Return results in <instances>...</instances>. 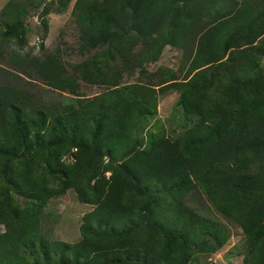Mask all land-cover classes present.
<instances>
[{"label": "trees", "instance_id": "1", "mask_svg": "<svg viewBox=\"0 0 264 264\" xmlns=\"http://www.w3.org/2000/svg\"><path fill=\"white\" fill-rule=\"evenodd\" d=\"M41 1L0 7V64L10 39L23 43L13 35L26 7ZM40 13L43 37L44 5ZM70 15L77 49L95 50L91 57L68 70L55 48L29 58L10 52L8 68L0 65V264H189L199 232L216 246L224 242L218 225L181 202L197 180L241 228L244 264H264V163L245 169L264 162V72L252 74L264 58V0H74ZM190 41L196 50L186 80L164 84L171 79L160 74L156 84L162 92L180 90L182 105L200 121L173 140L152 134L145 150L130 132L149 113L146 101L74 109L47 103L30 88V79L72 95L79 94L78 80L116 86L122 72L143 71L165 45ZM102 44L104 61L96 51ZM65 155L73 161L62 162ZM68 189L92 205L81 215L80 238L46 240L39 213ZM165 194L167 215H159L158 196Z\"/></svg>", "mask_w": 264, "mask_h": 264}, {"label": "rangeland", "instance_id": "2", "mask_svg": "<svg viewBox=\"0 0 264 264\" xmlns=\"http://www.w3.org/2000/svg\"><path fill=\"white\" fill-rule=\"evenodd\" d=\"M14 1L18 0H0V7ZM46 1L42 0L37 6L28 5L26 7L23 13V26L13 35V37L21 36L23 43L18 45L16 43L17 38L10 39L4 47L6 55L1 60L2 64L0 65L8 68L10 52H16L29 58L30 56H42L44 52L56 48L60 52L62 62L69 70V63H77L95 53V50L81 53L77 49L78 26L74 17L70 15L74 0H64L60 5L56 3L46 4ZM43 5L45 6V18L48 26L45 35L42 37L43 16L40 11ZM104 47L102 44L96 48L101 61H104L105 58L104 55H101L104 53ZM131 49L137 52L139 43L133 45ZM162 49L155 61L144 64L143 71H139V68L135 67L133 72H122L120 83L116 86H95L78 80L80 83L79 94L72 95L53 89L38 79H30V88L47 103L61 104V106L70 104L74 109L81 106L95 107L98 103L115 105L134 99L146 101L149 106V113L139 115L130 132L136 147L145 150L149 146L152 134L160 133L166 139L173 140L200 121V117L195 112H188L182 105L180 90H177L176 87H168L162 92L160 90L161 85L156 84L160 74H162L160 78L163 81L171 79L164 84L186 80L184 72L195 53V41H190L185 48L165 45ZM260 72H264L263 58L259 59V63L252 74ZM21 77L28 80L23 75ZM149 79H151L152 85L147 84ZM62 160L64 163H70L73 161V157L65 155ZM263 163L254 161L248 164L245 169L249 168L251 171H256V169L261 168ZM108 175L109 171L104 172L105 177ZM51 185L59 187L56 181L51 182ZM75 194L73 189H68L64 194L53 195L46 201L39 213V234L44 239L64 241L70 244L79 240L78 228L81 224V215L90 210L92 205L78 202ZM169 196L166 194L158 196L160 208L157 206V214L163 215L167 212L165 202L170 199ZM17 202L22 205L25 199L17 197ZM181 202L196 215L198 214L203 219L218 225L224 236V242L216 246L215 240L209 234L199 232L196 236L197 245L191 244L190 246L192 255L189 264H244L246 249L242 230L233 217H226L211 204L205 194L204 183L195 181L194 187L181 198ZM1 231L2 225H0Z\"/></svg>", "mask_w": 264, "mask_h": 264}, {"label": "crops", "instance_id": "3", "mask_svg": "<svg viewBox=\"0 0 264 264\" xmlns=\"http://www.w3.org/2000/svg\"><path fill=\"white\" fill-rule=\"evenodd\" d=\"M263 58V57H262ZM264 59V58H263Z\"/></svg>", "mask_w": 264, "mask_h": 264}]
</instances>
